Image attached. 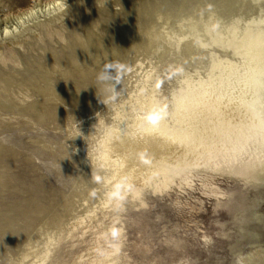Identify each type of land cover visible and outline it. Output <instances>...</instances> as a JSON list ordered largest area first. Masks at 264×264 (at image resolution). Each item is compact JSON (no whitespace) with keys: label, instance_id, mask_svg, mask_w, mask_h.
<instances>
[{"label":"bare ground","instance_id":"1","mask_svg":"<svg viewBox=\"0 0 264 264\" xmlns=\"http://www.w3.org/2000/svg\"><path fill=\"white\" fill-rule=\"evenodd\" d=\"M128 1L0 0V127L20 120L46 124L52 100L78 108L86 98H98L77 92L66 100L60 80L90 88L106 64L121 74L129 56L145 55L150 62L135 94L114 105L111 123L97 117L84 129L61 130L82 145L73 150L97 172L95 204L84 196L80 207H87L63 224L68 238L72 232L92 237L73 264H128L123 227L105 220L127 206L144 210L147 193L192 188L198 177L220 202L227 199L214 185L218 177L235 179L240 188L264 182V0H207L205 8L203 0L193 1L184 10L173 0H148L153 16L145 11L150 20L141 29L103 21L104 8ZM168 53L187 60L207 53L209 59L198 60L194 74L183 70L165 99L153 81V61ZM62 233L10 263L46 264ZM254 249L239 264H264V247Z\"/></svg>","mask_w":264,"mask_h":264},{"label":"rangeland","instance_id":"2","mask_svg":"<svg viewBox=\"0 0 264 264\" xmlns=\"http://www.w3.org/2000/svg\"><path fill=\"white\" fill-rule=\"evenodd\" d=\"M193 1L201 2L173 0L181 10ZM154 2L165 4V0ZM201 5L205 8L207 0ZM145 11L153 16L148 0H129L114 9L104 8L99 14L104 22H115L116 28L125 24L141 29L150 20ZM129 59L125 70L118 74V81L114 79L110 87L95 84L89 88L76 80L58 83L65 90L66 100L74 98L77 92L96 93L97 99L86 98L78 108L73 103L52 100L47 112L53 115L46 124L29 125L26 120H20L22 123H5L0 127L3 132L0 135L3 147L0 152V264H11L48 235L57 236L61 231L64 239L56 245L46 264H73L74 257L90 242V234L79 239L72 232L68 238L63 224L87 207H80L84 205V196L91 206L95 204L92 190L97 186V172L85 165L73 150L82 145L70 143L67 133L61 130L66 126L84 129L97 117L111 123L114 105L134 95L138 83L150 70L145 55L134 59L129 56ZM208 59L207 53L195 54L188 60L168 53L153 61L157 68L153 81L158 82V95L170 99L183 70L194 74L197 61ZM113 88L118 92L115 100L109 99ZM102 100H107V105ZM214 185L226 194L227 200L218 202L208 195L202 178L197 177L192 188L174 186L167 194L147 193L144 210L127 206L123 212L108 217L106 224L124 229L126 262L239 264L255 247H264V221L258 219L260 216L264 220V182L240 188L235 179L218 177ZM98 217H103L101 212ZM53 222L57 223L56 228L50 227Z\"/></svg>","mask_w":264,"mask_h":264},{"label":"clouds","instance_id":"3","mask_svg":"<svg viewBox=\"0 0 264 264\" xmlns=\"http://www.w3.org/2000/svg\"><path fill=\"white\" fill-rule=\"evenodd\" d=\"M81 3H83V0H81ZM111 70H115V75L112 74ZM118 72H119V69L117 68L116 65L112 63L106 64L104 68L101 69V71L97 74V77H96L97 83L99 85L101 84L105 85V88L110 87L114 79L118 81L119 79ZM117 94L118 92L116 91V88H113L112 94L110 95L109 99L115 100ZM102 102L107 105V100H102ZM148 119L150 121L155 122V117L153 116H149Z\"/></svg>","mask_w":264,"mask_h":264}]
</instances>
